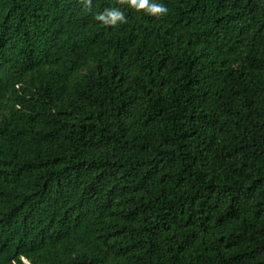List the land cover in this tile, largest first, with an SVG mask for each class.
<instances>
[{
    "label": "trees",
    "instance_id": "16d2710c",
    "mask_svg": "<svg viewBox=\"0 0 264 264\" xmlns=\"http://www.w3.org/2000/svg\"><path fill=\"white\" fill-rule=\"evenodd\" d=\"M156 2L0 0V264H264V0Z\"/></svg>",
    "mask_w": 264,
    "mask_h": 264
},
{
    "label": "clouds",
    "instance_id": "9594fccd",
    "mask_svg": "<svg viewBox=\"0 0 264 264\" xmlns=\"http://www.w3.org/2000/svg\"><path fill=\"white\" fill-rule=\"evenodd\" d=\"M129 7L136 11L144 10L147 14L156 18L163 17L168 9L163 3H157L156 0H127ZM92 0H82L84 8H90ZM105 25H116L118 22L123 23L125 20L124 13L117 9L105 10L104 13L98 14L95 17Z\"/></svg>",
    "mask_w": 264,
    "mask_h": 264
}]
</instances>
